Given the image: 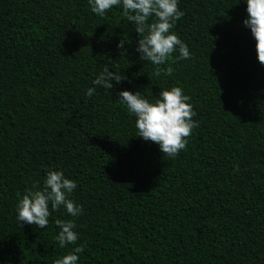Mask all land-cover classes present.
I'll list each match as a JSON object with an SVG mask.
<instances>
[{
	"label": "trees",
	"instance_id": "1",
	"mask_svg": "<svg viewBox=\"0 0 264 264\" xmlns=\"http://www.w3.org/2000/svg\"><path fill=\"white\" fill-rule=\"evenodd\" d=\"M178 7L171 31L191 56L177 49L161 66L172 75L156 77L122 5L101 17L88 0H0V264H53L81 245L77 264H264V66L246 0ZM105 66L125 79L94 86ZM172 87L198 124L175 158L137 136L118 102ZM49 171L76 182L82 214L50 207L44 229L17 221ZM57 219L74 220L75 245L59 246Z\"/></svg>",
	"mask_w": 264,
	"mask_h": 264
},
{
	"label": "clouds",
	"instance_id": "2",
	"mask_svg": "<svg viewBox=\"0 0 264 264\" xmlns=\"http://www.w3.org/2000/svg\"><path fill=\"white\" fill-rule=\"evenodd\" d=\"M88 2L91 11L101 17L113 6L122 5L123 15L128 21L135 23V31L141 37L138 39L136 51L140 53L141 60L150 61L156 66L154 76L172 75L173 67L161 66L168 64L169 56L177 49L179 56L175 59L190 58L191 52L187 45L171 31L175 22L184 15L178 7V0H88ZM246 4L248 17L243 24L251 30L256 41L257 60L264 66V0H246ZM150 17H155L154 22L148 23ZM125 43L126 40H121L117 44L123 55L126 54ZM124 79L122 73H114L105 66L93 80V85L110 89L113 87L112 81L120 83ZM94 92L95 87L89 88L87 95L91 97ZM118 96V102L126 105L129 114L136 117L137 136L157 144L161 153L169 158H175L185 150L187 138L198 124L193 120L196 112L188 102L191 98L183 93L182 88L172 87L160 91L154 103H150L140 92L123 90ZM35 187L36 190H28L19 200L17 221L44 229L49 224L50 207L58 211L63 206L71 217L82 214L81 206L69 198L77 184L74 180L65 178L62 171H49L43 190H39L38 185ZM55 223L60 229L55 237L59 246L64 248L69 244L75 245L79 235L74 231L76 227L74 220L57 219ZM83 247V245L75 247L61 259H56L53 264H77L78 254L83 251Z\"/></svg>",
	"mask_w": 264,
	"mask_h": 264
}]
</instances>
